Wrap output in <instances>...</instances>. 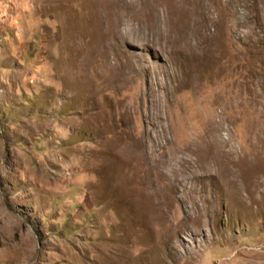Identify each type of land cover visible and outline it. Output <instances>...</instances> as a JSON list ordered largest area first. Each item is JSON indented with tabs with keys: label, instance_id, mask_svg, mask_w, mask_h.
<instances>
[{
	"label": "rangeland",
	"instance_id": "rangeland-1",
	"mask_svg": "<svg viewBox=\"0 0 264 264\" xmlns=\"http://www.w3.org/2000/svg\"><path fill=\"white\" fill-rule=\"evenodd\" d=\"M0 264H264V0H0Z\"/></svg>",
	"mask_w": 264,
	"mask_h": 264
},
{
	"label": "bare ground",
	"instance_id": "bare-ground-1",
	"mask_svg": "<svg viewBox=\"0 0 264 264\" xmlns=\"http://www.w3.org/2000/svg\"><path fill=\"white\" fill-rule=\"evenodd\" d=\"M102 13V12H101ZM103 16V15H102ZM101 22V21H100Z\"/></svg>",
	"mask_w": 264,
	"mask_h": 264
}]
</instances>
